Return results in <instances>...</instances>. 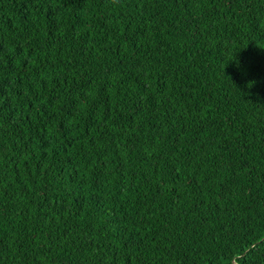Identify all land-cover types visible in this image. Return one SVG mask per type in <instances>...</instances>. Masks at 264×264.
Returning a JSON list of instances; mask_svg holds the SVG:
<instances>
[{
	"label": "trees",
	"instance_id": "1",
	"mask_svg": "<svg viewBox=\"0 0 264 264\" xmlns=\"http://www.w3.org/2000/svg\"><path fill=\"white\" fill-rule=\"evenodd\" d=\"M0 264H264V0H0Z\"/></svg>",
	"mask_w": 264,
	"mask_h": 264
}]
</instances>
